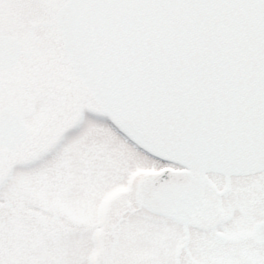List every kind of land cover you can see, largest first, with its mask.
<instances>
[{"label":"snow or ice","instance_id":"obj_1","mask_svg":"<svg viewBox=\"0 0 264 264\" xmlns=\"http://www.w3.org/2000/svg\"><path fill=\"white\" fill-rule=\"evenodd\" d=\"M0 264H264V0H0Z\"/></svg>","mask_w":264,"mask_h":264}]
</instances>
